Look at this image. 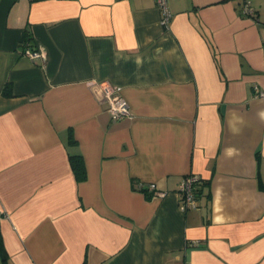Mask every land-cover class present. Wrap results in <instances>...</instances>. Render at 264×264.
Instances as JSON below:
<instances>
[{
  "label": "crops",
  "instance_id": "0c3cea01",
  "mask_svg": "<svg viewBox=\"0 0 264 264\" xmlns=\"http://www.w3.org/2000/svg\"><path fill=\"white\" fill-rule=\"evenodd\" d=\"M249 1L257 20L245 0H169L164 24L157 0H0V264H264ZM102 85L131 116L113 121ZM189 174L198 208L182 211Z\"/></svg>",
  "mask_w": 264,
  "mask_h": 264
},
{
  "label": "built area",
  "instance_id": "2783aa9c",
  "mask_svg": "<svg viewBox=\"0 0 264 264\" xmlns=\"http://www.w3.org/2000/svg\"><path fill=\"white\" fill-rule=\"evenodd\" d=\"M159 5V10L162 12V20L164 24H167L171 18V11L169 10V0H157ZM250 1L245 0L243 6V14L256 19V13L252 7H250ZM31 59L43 58L46 59V52L43 48L35 49L27 47L23 51ZM100 98L103 101L108 102L109 111L113 121L121 119L125 116H131L132 111L130 109L129 102L125 99L118 87L112 85H102ZM264 96V92L261 93ZM201 181L200 176L197 174H189L182 179L179 184V189L177 190L179 194V204L182 211H188L191 208H198V201L196 196V186ZM146 189L150 191L153 195L164 196L166 192L159 190L156 183H150L146 186ZM7 214L0 209V218L6 216Z\"/></svg>",
  "mask_w": 264,
  "mask_h": 264
},
{
  "label": "trees",
  "instance_id": "16d2710c",
  "mask_svg": "<svg viewBox=\"0 0 264 264\" xmlns=\"http://www.w3.org/2000/svg\"><path fill=\"white\" fill-rule=\"evenodd\" d=\"M71 162L73 165V169L75 170L74 172H76L78 178L80 180L85 178V165H84V161L81 157V155H71ZM1 251L4 253V248L3 246H1Z\"/></svg>",
  "mask_w": 264,
  "mask_h": 264
}]
</instances>
